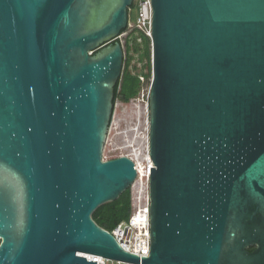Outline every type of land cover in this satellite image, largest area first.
<instances>
[{
	"label": "water",
	"instance_id": "water-1",
	"mask_svg": "<svg viewBox=\"0 0 264 264\" xmlns=\"http://www.w3.org/2000/svg\"><path fill=\"white\" fill-rule=\"evenodd\" d=\"M131 5L0 0V264H264V0H151L149 255L93 220Z\"/></svg>",
	"mask_w": 264,
	"mask_h": 264
},
{
	"label": "rangeland",
	"instance_id": "rangeland-1",
	"mask_svg": "<svg viewBox=\"0 0 264 264\" xmlns=\"http://www.w3.org/2000/svg\"><path fill=\"white\" fill-rule=\"evenodd\" d=\"M136 16L137 8L132 5L130 11H128L129 21L134 22ZM129 27L130 29L132 28L131 26ZM128 31L123 32L120 38L122 43ZM149 88L150 79H144L137 97L132 98L127 103L122 102L118 98L115 100L111 125L102 150L103 160L113 159L121 155L129 156L135 153L144 170L148 166ZM137 178L130 188L131 212L135 210L134 215H137V208H142L149 204L148 178L143 176L136 182ZM113 264H116V262H113Z\"/></svg>",
	"mask_w": 264,
	"mask_h": 264
},
{
	"label": "trees",
	"instance_id": "trees-1",
	"mask_svg": "<svg viewBox=\"0 0 264 264\" xmlns=\"http://www.w3.org/2000/svg\"><path fill=\"white\" fill-rule=\"evenodd\" d=\"M129 29L127 25L121 32ZM114 41L120 42V39L117 38ZM122 46V73L114 86L113 100L115 102L118 98L127 103L137 97L142 81L151 79V40L143 31L132 27L124 36ZM130 215L131 192L130 188H127L116 200L99 205L91 216L100 227L110 231L119 222L127 220Z\"/></svg>",
	"mask_w": 264,
	"mask_h": 264
},
{
	"label": "built area",
	"instance_id": "built-area-1",
	"mask_svg": "<svg viewBox=\"0 0 264 264\" xmlns=\"http://www.w3.org/2000/svg\"><path fill=\"white\" fill-rule=\"evenodd\" d=\"M132 5L137 8V16L134 22L129 21L128 19V26L140 29L150 38L152 21L151 0H132ZM132 5L129 7L128 11H130ZM122 34L118 36V39L121 38ZM120 42L122 45L121 39ZM149 174L150 167L148 166L145 172V177L148 179ZM142 215L143 216L140 220H136L133 211L127 220L119 222L112 230L109 231L122 247V249L132 254H136L138 257L148 256L150 251L149 204L142 207ZM83 256L87 260H95L96 264H113V262H116V264H134L120 260L109 259L97 254L83 253Z\"/></svg>",
	"mask_w": 264,
	"mask_h": 264
},
{
	"label": "bare ground",
	"instance_id": "bare-ground-1",
	"mask_svg": "<svg viewBox=\"0 0 264 264\" xmlns=\"http://www.w3.org/2000/svg\"><path fill=\"white\" fill-rule=\"evenodd\" d=\"M130 157H132V159H134V161H136V168H137V170H138V175H139V177L137 178V181L136 182H138L139 180H140V178L141 177H143V176H145V172H146V168L149 166V167H151L152 166V164H151V159H150V157H149V159H147V161H148V166L145 168V170H144V167H143V165H142V163L139 161V159H138V156H137V154H135V153H132L131 155H129ZM139 192V191H138ZM139 211V212H138ZM136 214L137 215H134L135 216V219L136 220H140L141 218H142V208H137V210H136ZM134 213H135V210H134Z\"/></svg>",
	"mask_w": 264,
	"mask_h": 264
}]
</instances>
